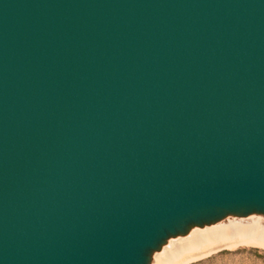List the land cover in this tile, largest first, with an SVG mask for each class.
I'll return each mask as SVG.
<instances>
[{"label": "water", "instance_id": "1", "mask_svg": "<svg viewBox=\"0 0 264 264\" xmlns=\"http://www.w3.org/2000/svg\"><path fill=\"white\" fill-rule=\"evenodd\" d=\"M249 206L264 0H0V264H141Z\"/></svg>", "mask_w": 264, "mask_h": 264}, {"label": "bare ground", "instance_id": "2", "mask_svg": "<svg viewBox=\"0 0 264 264\" xmlns=\"http://www.w3.org/2000/svg\"><path fill=\"white\" fill-rule=\"evenodd\" d=\"M263 227L264 208L249 206L204 212L167 229L144 250L141 264H181L178 257L189 249L209 244L206 241H222L239 235L255 236L264 242Z\"/></svg>", "mask_w": 264, "mask_h": 264}, {"label": "rangeland", "instance_id": "3", "mask_svg": "<svg viewBox=\"0 0 264 264\" xmlns=\"http://www.w3.org/2000/svg\"><path fill=\"white\" fill-rule=\"evenodd\" d=\"M206 242L209 244L182 253L177 261L181 264H264V242L255 236L239 235Z\"/></svg>", "mask_w": 264, "mask_h": 264}]
</instances>
